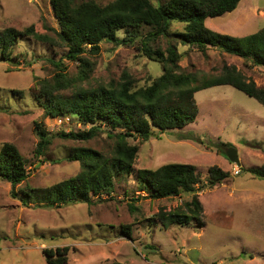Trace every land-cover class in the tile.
I'll use <instances>...</instances> for the list:
<instances>
[{
    "label": "rangeland",
    "instance_id": "1",
    "mask_svg": "<svg viewBox=\"0 0 264 264\" xmlns=\"http://www.w3.org/2000/svg\"><path fill=\"white\" fill-rule=\"evenodd\" d=\"M98 1L106 5L113 0ZM165 1L152 0L156 5ZM205 24L233 36L254 33L264 28V0H241L234 11L207 18ZM30 25L53 41L27 36L19 39L11 60L0 53V150L5 142L15 144L30 173L16 186L17 196L11 193V183L0 177V264H47L44 249L66 246L70 248L67 264H264V177L258 173L264 167V105L231 85L198 91L199 113L194 122L164 132L156 128L148 141L130 139L139 152L132 173L115 178L114 192L90 193L88 202L51 203L47 188L82 169L79 161H68L66 156L78 148L110 153L114 140L106 131L82 142L55 136L46 154L36 156L37 124L52 135L91 126L74 116H47L38 79L54 82L64 66L73 84L60 94L70 97L81 88L118 82L124 72L133 78L135 88L148 86L161 76L163 64L145 55L140 41H102L98 53L81 54L90 62L85 66L81 58L70 59L68 47L57 40L60 23L51 0H0V34L9 27L22 31ZM184 26L173 22L171 31H182ZM147 31L144 27L141 33ZM126 33L118 34L122 38ZM168 43L161 36L155 46L166 49ZM177 46L181 71L193 73L198 80L222 74L227 65L264 87L262 66H249L242 57L214 46L205 52L196 45ZM231 147L238 150L240 165L227 157ZM167 163L193 164L201 174L197 193L204 225L193 221L165 227L158 216L161 208L175 210L190 201L192 193L142 197L147 193L139 191L138 171ZM212 166L230 175L206 187ZM126 225L131 226L129 237L123 233Z\"/></svg>",
    "mask_w": 264,
    "mask_h": 264
},
{
    "label": "trees",
    "instance_id": "2",
    "mask_svg": "<svg viewBox=\"0 0 264 264\" xmlns=\"http://www.w3.org/2000/svg\"><path fill=\"white\" fill-rule=\"evenodd\" d=\"M240 1L167 0L156 5L152 0H113L103 5L98 0H51L60 23L57 40L68 47L67 56L70 59L81 58L87 66L90 62L83 60L81 54L98 53L102 41L117 44L140 41L143 53L163 64L161 76L148 86L135 88L133 78L124 72L122 80L118 82L81 88L70 97L60 94L62 89L73 84L65 75L64 66L54 77V82L38 79L39 96L45 100L42 107L47 116H74L91 126L81 131L61 130L52 135L37 124L39 142L36 156L46 154L55 136L82 142L106 131L114 140L110 153L78 148L66 156L68 161H79L82 169L75 176L47 188L51 203L68 205L79 200L88 202L90 193L114 192L115 178L132 173L139 152V146L132 144L130 139L148 141L154 136L156 128L164 132L194 122L199 113L195 98L198 91L217 85H231L264 105V87L258 86L253 79L247 80L235 66L226 65L222 74L198 80L193 73L182 72L179 65L181 53L177 43L196 45L204 52L208 46H214L242 57L249 66L264 67V28L245 36H233L216 32L205 24L207 18L234 11ZM173 22L184 23V29L171 31ZM144 27H148L145 34L141 33ZM120 30L127 32L122 38L118 34ZM27 36L45 42L53 41L51 36L39 33L34 25L22 31L14 27L6 28L0 34V53L4 59L11 60L19 39ZM161 36L169 40L166 49L155 46ZM249 171L255 173L257 170ZM209 172L211 179L203 184L206 187H214L230 175L217 166H212ZM258 173L264 177V167ZM29 175L27 162L18 147L5 142L0 150V177L11 183L13 196H17L16 186ZM138 181L139 191L147 193L142 197L150 199L169 198L182 192L193 194L190 201L175 210H159L158 216L165 227L176 224L185 226L193 221L204 225L203 206L197 193L202 178L195 165L167 163L156 169H140ZM136 199H140V195ZM130 209L135 210L132 204ZM130 228V225L124 226L123 233L127 237L131 235ZM69 250L68 246L44 249L47 264H67ZM107 264L127 263L113 261Z\"/></svg>",
    "mask_w": 264,
    "mask_h": 264
},
{
    "label": "water",
    "instance_id": "3",
    "mask_svg": "<svg viewBox=\"0 0 264 264\" xmlns=\"http://www.w3.org/2000/svg\"><path fill=\"white\" fill-rule=\"evenodd\" d=\"M226 154H227V157L229 158L230 161L240 165L239 153H238V150L236 148H234V147L229 148L227 150Z\"/></svg>",
    "mask_w": 264,
    "mask_h": 264
}]
</instances>
